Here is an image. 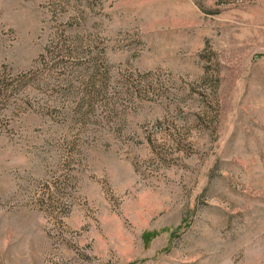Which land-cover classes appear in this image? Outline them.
<instances>
[{
	"label": "rangeland",
	"instance_id": "rangeland-1",
	"mask_svg": "<svg viewBox=\"0 0 264 264\" xmlns=\"http://www.w3.org/2000/svg\"><path fill=\"white\" fill-rule=\"evenodd\" d=\"M0 264H264V0H0Z\"/></svg>",
	"mask_w": 264,
	"mask_h": 264
}]
</instances>
